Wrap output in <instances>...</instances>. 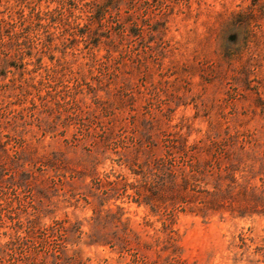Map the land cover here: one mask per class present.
<instances>
[{
	"label": "rangeland",
	"instance_id": "rangeland-1",
	"mask_svg": "<svg viewBox=\"0 0 264 264\" xmlns=\"http://www.w3.org/2000/svg\"><path fill=\"white\" fill-rule=\"evenodd\" d=\"M11 17L15 24L4 38L21 31L24 55L11 50L15 66L0 75V97L11 94L14 107L29 106L26 150L65 153L57 169L21 161L38 175V189L0 185V264H264V212L244 213L248 202L228 199L206 217L167 216L130 198L131 188L103 200L109 180L135 176L117 151L120 139L82 162L100 137H86L66 112L42 115L31 104L51 89L44 67L67 65L74 91L80 79L76 95L84 108L102 120L108 113L122 119L129 141L143 120H158L190 143L215 131H252L263 149L264 0H0V20ZM30 69L37 87L20 99ZM89 84L100 89L92 92ZM107 99L111 112L102 105ZM38 116L57 123L55 129L42 135ZM21 147L12 142L5 149ZM242 174L243 166L236 171ZM262 177L255 173L251 184L264 186ZM166 224L175 230L169 243Z\"/></svg>",
	"mask_w": 264,
	"mask_h": 264
},
{
	"label": "trees",
	"instance_id": "trees-1",
	"mask_svg": "<svg viewBox=\"0 0 264 264\" xmlns=\"http://www.w3.org/2000/svg\"><path fill=\"white\" fill-rule=\"evenodd\" d=\"M11 19L13 17L0 20V75L11 65L15 66L13 64L15 60L11 56L12 49L18 48L17 54L22 60L24 55L25 40L21 39V31L15 30L9 39L4 38L5 32L10 31L15 24ZM44 68L46 79L51 84V89L55 87V90L50 89L47 94L41 95L40 104L31 99L32 106L35 108L41 106L42 115L43 111L56 110L60 115L66 112L68 120H76L82 124L86 137H100V142L94 150L96 152L91 150L92 152L81 159L82 162L97 159L95 155L101 153L102 146L106 147L119 139L122 142V150L117 151L123 164L129 166L135 176L130 180L127 175L119 174L116 179L109 180L107 185L110 187L106 190V197L102 198L103 200L109 199L111 195L127 193L131 188L134 192L127 194L130 198L149 204L154 211L167 216H174L179 211H190L206 217L211 212L224 208L228 199L233 202H248L242 211L244 213L249 210L264 212V186L257 187L250 182L252 175L264 172V147L259 150L261 144L254 132L229 129L224 132L215 131L190 143L187 135L181 130L162 129L158 127V120L150 122L143 120L144 129L136 128L134 133L139 132V135H132V140L129 141L130 136L125 132L122 119L108 113V120H102L96 111L84 108L76 95V92H79L77 87L81 86L80 79L75 77L79 85L74 91L66 79L67 65L61 68L56 66ZM28 71L31 76L20 85V99L30 95L31 88L37 87L36 77L32 75L33 70ZM118 79V75L112 78L113 81ZM43 80L40 79L39 84L44 83ZM84 80L86 81V77ZM97 80L103 85V77L97 76ZM128 83L126 80L123 81V86ZM8 85L2 84L1 87L7 88ZM58 85H62L60 90L56 89ZM89 88L90 91L97 92L100 86L89 84ZM14 103L16 102L11 94L0 97V185L8 183L10 187L25 186L35 190L39 186L38 175L35 171L25 170L21 161L42 162L57 169L64 161L61 156L62 152H65L57 151L51 155L37 156L36 150H26L30 145L25 135L31 129L25 120L24 112L29 106L19 109L14 107ZM112 104L113 102L108 99L102 102L104 110L109 112L112 111ZM37 123L42 129V135H46L57 125L46 116H38ZM97 127L101 130L97 131ZM36 137L40 139L34 134V138ZM12 142H18L22 146L21 150L10 153L5 149ZM8 158L11 159L8 161ZM258 164L259 168L256 170ZM241 166L244 174L237 176L236 171ZM9 170L14 171L11 177L6 176ZM251 200L256 201L254 205H250ZM258 207L262 209L257 210ZM231 208L236 209L233 206ZM163 231H168L165 242L174 240L175 230L170 228L169 224L165 225ZM177 250L178 248L174 247L172 252L176 254Z\"/></svg>",
	"mask_w": 264,
	"mask_h": 264
}]
</instances>
